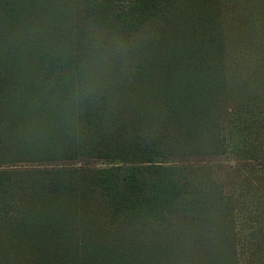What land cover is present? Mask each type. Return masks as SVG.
I'll list each match as a JSON object with an SVG mask.
<instances>
[{
    "label": "rangeland",
    "instance_id": "1",
    "mask_svg": "<svg viewBox=\"0 0 264 264\" xmlns=\"http://www.w3.org/2000/svg\"><path fill=\"white\" fill-rule=\"evenodd\" d=\"M87 1L0 0V79L5 80L0 169L50 167L35 159L23 163L14 154L17 146L10 147L5 114L7 122L11 114L12 124L15 116L6 107L12 95L6 99L5 84L11 80L20 84L17 90L23 94L19 90L14 95L24 101L27 122H34L30 112L34 106L25 97L28 88L52 81L65 67L75 68L84 95L101 93L113 102L118 99L135 121L127 120L123 132L132 125L150 129L132 111L134 106L158 100L168 109L161 101L178 104L177 98L186 94L201 123L192 129L201 131L202 144L197 147L217 154L207 157L204 169L190 178L197 203L190 207L189 217L158 229L113 218L81 183L61 186L51 196L16 183L17 207L8 220L0 216V264H131L138 252L128 259L122 250L125 244L145 247L140 253L152 255L151 264H194L203 258L183 257L196 250L192 241L176 240L175 228L201 232L210 217L217 224L214 232L223 236V264H264V0H160L154 16L129 35L93 24L86 15ZM215 70L219 77L212 79ZM177 106L171 105L169 114L175 118L173 130L181 128L185 122L181 117L191 112L183 113L185 106ZM221 130L230 138L225 151H220L216 139ZM170 147H175L173 152L186 148L182 141ZM170 160L191 165L192 159ZM197 160L195 166L201 165L203 160ZM109 165L93 161L94 168ZM107 246L114 249L94 251Z\"/></svg>",
    "mask_w": 264,
    "mask_h": 264
},
{
    "label": "trees",
    "instance_id": "2",
    "mask_svg": "<svg viewBox=\"0 0 264 264\" xmlns=\"http://www.w3.org/2000/svg\"><path fill=\"white\" fill-rule=\"evenodd\" d=\"M161 4L160 0H131L130 3L88 0L85 9L93 24L111 30L117 29L120 35H129L142 28ZM206 70L204 69V75L209 78V70ZM75 72L74 67L61 68L52 81L35 83L28 88L25 97L34 106L35 110L30 111L34 122H27L29 112H24V101L14 95L20 90H17L20 84L14 80L5 84L6 91L9 92L6 99L12 95L9 103L6 102V107L8 105L15 116L12 124L11 114L9 122L5 114V133L10 147L17 146L14 154L22 158L23 163L33 162L32 159H35L49 163L50 167L21 171L0 169V216L8 220L17 207L14 195L19 190H14L13 187L16 183L30 185L34 192L38 191L43 196L56 194L66 184L81 183L86 186L89 194L99 198L100 205L109 210L113 218L124 220L132 226L152 225L158 229L188 218L190 207L197 203V199L193 198L190 178L204 169L207 157L217 154L201 152L197 147L202 144L198 143L201 131L192 130L201 125L200 120H196L197 107L190 106L186 94L177 98L178 104L174 100L169 104L161 101L164 106H169L168 109L161 107L158 100H154L152 104L146 103L147 106L135 104L137 106L133 105L132 111L135 109L141 115L138 116L140 121L144 118L150 129L144 130L132 125L127 132H123L121 126L127 120L135 122L134 118H128L129 114H125L117 98L113 102L101 93L84 95V90L77 84ZM212 76V79L218 78V70ZM4 83L5 80L0 79V107L5 99L1 95ZM30 92L33 96H30ZM211 94L213 105L214 93ZM171 105L177 108V105H184L183 113L191 111L186 115L180 113L185 122L177 130L172 128L175 118L169 116L173 110ZM154 106L156 109H150ZM140 109L144 111L141 112ZM3 124L0 117V135ZM241 137L242 141L246 139L244 135ZM216 139H219L220 151H225L230 143L227 133L219 131ZM180 141L185 143L186 148L176 147L183 151L173 152L172 148L175 147L170 146ZM178 155L191 158V165L184 160L168 161L173 157H180ZM198 158L203 162L195 166L194 161H198ZM99 159L110 165L94 168L93 161ZM204 223L202 228H206L201 232L190 227L175 228L176 240H190L196 250L195 255L184 252L183 257L193 261L195 257L203 258L201 262L194 261V264H223V236L214 232L213 226L217 225L214 218L210 217ZM184 230L185 233L179 236L178 232L183 233ZM113 246L95 248L94 251L102 253L114 249ZM124 247L122 250H126L128 259L129 255L138 252L131 264H151V258L155 261L152 255L147 257L141 254L145 247L126 244ZM146 250L149 252L147 248ZM204 258L207 261L204 262Z\"/></svg>",
    "mask_w": 264,
    "mask_h": 264
}]
</instances>
